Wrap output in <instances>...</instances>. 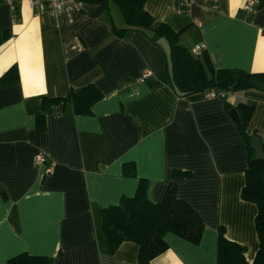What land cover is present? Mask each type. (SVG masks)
Returning a JSON list of instances; mask_svg holds the SVG:
<instances>
[{
    "label": "crops",
    "instance_id": "0c3cea01",
    "mask_svg": "<svg viewBox=\"0 0 264 264\" xmlns=\"http://www.w3.org/2000/svg\"><path fill=\"white\" fill-rule=\"evenodd\" d=\"M83 1L68 23L35 15L26 0L14 20L0 0V264L20 253L50 264H138L134 242L110 251L102 210L133 196L140 179L152 203L174 182L204 223L198 244L167 233L166 251L151 264H217L220 228L252 263L257 207L241 197L249 148L229 110L252 105L247 129L264 143V92L177 95L167 41L153 42L146 29L119 36L114 28L126 23L113 0ZM246 1L144 0L143 8L179 32L182 46L204 44L215 69L264 72V0L253 12L243 10ZM12 66L18 78L5 82ZM89 84L102 93L91 113L76 114L69 102L43 111L44 99ZM41 149L54 163L50 175L33 163ZM175 171L189 175L173 180Z\"/></svg>",
    "mask_w": 264,
    "mask_h": 264
},
{
    "label": "trees",
    "instance_id": "16d2710c",
    "mask_svg": "<svg viewBox=\"0 0 264 264\" xmlns=\"http://www.w3.org/2000/svg\"><path fill=\"white\" fill-rule=\"evenodd\" d=\"M125 19V28H114L115 34L122 36L128 30L146 29L152 32L151 40L158 43L167 41V68L171 86L181 97L199 92L226 90L239 92L258 90L264 92V72L247 73L239 69H215L205 51L200 56H192L189 49L179 43V32L167 24L156 22L143 8L144 0H113ZM12 77H11V76ZM5 82L18 78L15 66L3 75ZM102 98V93L93 84L79 89H71L63 98L44 99L43 111L46 113L53 104L71 103L76 114H89L94 103ZM227 108L231 106L227 103ZM236 123L245 137L249 148L248 168L245 184L241 190L244 200L256 204L255 226L258 237V250L252 263L244 258L245 247L228 240L222 228L218 229L216 241L217 264H264V160L254 158L250 139L254 135L247 129L253 106L238 103ZM230 111V110H229ZM44 114L37 119L42 127ZM124 172L134 175L132 167ZM189 175L173 172V180ZM102 227L111 252L123 242L138 245V264H151V261L166 251L164 236L175 234L193 244H198L204 229L199 214L185 201L176 197L175 183L171 182L160 202L152 203L147 198L145 180L140 179L136 192L131 197H122L116 206L102 210ZM7 264H50L48 257L20 253L11 257Z\"/></svg>",
    "mask_w": 264,
    "mask_h": 264
},
{
    "label": "built area",
    "instance_id": "2783aa9c",
    "mask_svg": "<svg viewBox=\"0 0 264 264\" xmlns=\"http://www.w3.org/2000/svg\"><path fill=\"white\" fill-rule=\"evenodd\" d=\"M9 7L13 10V19L17 20L16 5L22 0H5ZM35 15L48 13L52 17L63 15L68 23L74 22L84 10L83 0H26ZM184 4L188 3V0H183ZM261 0H247L243 5V10L246 12H253L259 5ZM205 51L204 44L194 45L189 48V52L192 56H200ZM230 91L218 90L207 91L204 97L213 98H226ZM33 163L35 166L40 167L43 170V175H50L54 169V163L47 157L46 151L41 149L36 152L33 157Z\"/></svg>",
    "mask_w": 264,
    "mask_h": 264
},
{
    "label": "water",
    "instance_id": "95a60500",
    "mask_svg": "<svg viewBox=\"0 0 264 264\" xmlns=\"http://www.w3.org/2000/svg\"><path fill=\"white\" fill-rule=\"evenodd\" d=\"M229 115L236 123L238 122V114L235 108L230 109ZM249 144L254 152V158L264 160V143H262L261 139L257 135H252Z\"/></svg>",
    "mask_w": 264,
    "mask_h": 264
}]
</instances>
